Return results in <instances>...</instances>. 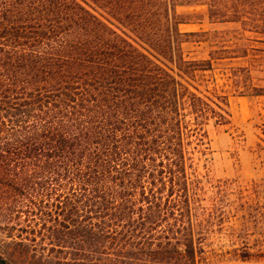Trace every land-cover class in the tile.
<instances>
[{"label":"trees","instance_id":"obj_1","mask_svg":"<svg viewBox=\"0 0 264 264\" xmlns=\"http://www.w3.org/2000/svg\"><path fill=\"white\" fill-rule=\"evenodd\" d=\"M192 7L264 44V0H0V264H197L194 156L229 96L190 81L241 47L187 59L218 34L181 31Z\"/></svg>","mask_w":264,"mask_h":264},{"label":"rangeland","instance_id":"obj_2","mask_svg":"<svg viewBox=\"0 0 264 264\" xmlns=\"http://www.w3.org/2000/svg\"><path fill=\"white\" fill-rule=\"evenodd\" d=\"M86 7L108 21L98 9ZM188 12L198 14L202 24L183 25L182 32L218 34L212 43L185 44L187 59H209V52L224 46L223 42L241 47L230 55L228 66L215 63L203 79L190 81L210 98L215 88L219 96H229L228 106H223L229 124L217 127L212 121L194 156L195 176L203 186L202 214L210 220L197 264H264V44L256 35L243 33L238 24L211 25L206 7L178 9L179 14ZM245 249L252 255L246 261L240 259Z\"/></svg>","mask_w":264,"mask_h":264},{"label":"crops","instance_id":"obj_3","mask_svg":"<svg viewBox=\"0 0 264 264\" xmlns=\"http://www.w3.org/2000/svg\"><path fill=\"white\" fill-rule=\"evenodd\" d=\"M183 26V25H182ZM184 26H191V25H184Z\"/></svg>","mask_w":264,"mask_h":264}]
</instances>
